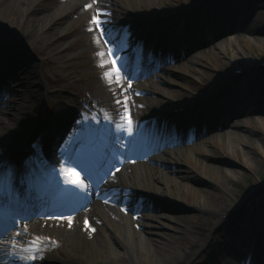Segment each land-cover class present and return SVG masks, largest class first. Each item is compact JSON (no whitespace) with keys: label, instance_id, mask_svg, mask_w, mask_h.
I'll return each mask as SVG.
<instances>
[{"label":"bare ground","instance_id":"1","mask_svg":"<svg viewBox=\"0 0 264 264\" xmlns=\"http://www.w3.org/2000/svg\"><path fill=\"white\" fill-rule=\"evenodd\" d=\"M11 1L0 0V75L4 76L0 77V80L6 79V83L2 82L0 87V98L7 96L9 103L6 106L0 104V161L10 169L6 175L0 174V212L3 213V217H0V233L8 225V217H14L20 212L25 202L30 201V208L38 202L51 200L47 194L61 193L60 187L63 189L68 185L73 188L74 199L61 206L70 214L60 218L55 225L53 222L43 224L38 220L27 219L37 233L43 232L42 238L38 239L39 245L37 241L5 244L1 240L10 237L12 229L6 231L0 240V264H146L150 255H153L154 261L147 264H194L197 257L207 256L203 245L193 244V247L177 256L174 261L169 260V255L163 254L165 247L161 244L165 245L171 240L180 242L181 238L171 231L168 232L171 228L163 221V217L159 214H144L147 221L142 222L141 216L134 215V211L128 208L130 205L121 206L119 201L115 204L112 200L111 203L107 196L116 192V189L130 191L138 197L147 193L149 202L160 199L162 204L167 203L169 210H174L183 199L177 184L169 180V175L183 171L181 165L184 161V148H180L179 144L188 140L195 129L196 135H211L203 138L206 144L229 134H233L238 140L251 143L243 127L240 131L229 132L224 129L219 133L221 124L216 121L217 115L222 118L218 112L232 115L235 109L240 110L241 103L253 99L262 100L258 96V90L263 87L262 81L257 74H253L256 71L254 69L261 63L240 49L231 54L227 41H220L229 31L254 30L251 23L253 19L246 17V6L239 10L245 17L241 16L231 28L224 30L220 27L215 32L217 36L213 44H218V41L223 43V48L219 49L222 54L228 55L227 65L242 66L246 61V65L241 69H249L252 75L235 92L229 87L222 93L225 100L233 102L234 106L229 105L230 108H226L224 105L214 112L204 111L202 108L209 106L221 95L217 97V94L223 91V86L214 87L218 77H225V81L233 79V73L225 76L224 69L210 65L208 70L201 71L200 76L204 84H194L193 89L197 93L194 94L185 89H173L177 85L176 80L163 76L164 73L175 71L176 66L165 65L159 74L139 82L129 81L128 73L120 69V81L117 83L113 76L112 83H109L103 73L111 68L112 64H100L101 59H109L110 47L114 49L113 59L117 61L116 66L124 59H128L136 67L148 66V63L153 61L175 63L179 50L183 47L185 50L182 45L184 39L188 48L185 53L181 52L182 57L192 54L199 44L206 42L199 38L203 29L198 30V36H189L193 29H189L190 26L181 29L182 23H178V19L198 13V9H183L178 8L176 4H168L166 12L159 9L158 14L150 17L147 11L154 9L157 0H142L140 7L132 0L130 8L121 7V10L114 8L118 5V0H56V7L50 11L43 10L27 16L22 31L15 35L25 16L22 10L16 7L12 9L13 13L7 10L14 7ZM251 5L256 9L259 6L257 0H252ZM98 10L102 15L98 14ZM12 15H15L14 18ZM119 15L122 16L121 20ZM94 16L104 21L100 27L93 21ZM61 19H66L69 23L75 20L81 22L71 33L83 30L86 34V42L83 43L88 44L89 49L81 55H76V60L80 61L82 66L91 62L101 65L100 74L104 76L103 84L95 92L98 97L84 99L78 94L77 98H72L76 106L71 105L68 98H60V90L55 89L53 85L58 81L60 84L67 82L65 86H69L79 73V70H73L72 65L67 62L69 54L58 52L60 49H71L70 45L65 44L66 39L60 34L61 31H58L57 26ZM215 24L216 22L214 26ZM101 28L106 35L101 34ZM113 30L117 31L116 35ZM49 35L53 37L52 40ZM7 37L22 44L31 42L30 49L37 50L39 55L43 56V61H48V58L41 48L49 47L48 53L55 52L59 61H65V64L60 66V75L56 78L49 72L48 83H44L39 78L38 71L34 70L33 52L24 48H11ZM42 37L47 41L42 40ZM138 37L142 41L141 47L132 50ZM105 40L108 42L105 43ZM260 42L264 44V41ZM249 47L252 48V44L249 43ZM116 48L120 51H115ZM101 50L104 52L103 57L97 55ZM198 60L194 59L193 63ZM208 88H212L211 91L202 94ZM159 94L163 98L157 97ZM15 99L20 104H15ZM51 99H56L54 106L45 107ZM138 100H143L145 104L138 105ZM207 101L212 102L206 103ZM96 105L100 110H97ZM181 107L186 109V112L177 113L176 110ZM144 109L147 111V119L142 123ZM227 109L229 111H226ZM259 114V120L264 122V110ZM109 117L112 119L109 120ZM121 117L124 122L120 121L123 131L119 137L121 148H117L120 149L117 159L107 151L106 141L109 143L111 139L112 124L121 120ZM206 120L210 122L208 127L205 125ZM127 121H131V124ZM84 123L90 127L87 133L82 129ZM43 124H46L47 129L40 132ZM100 125L101 128H106L105 133L98 129ZM214 131L216 132L213 133ZM95 132L104 135V140L95 137ZM92 146L98 147L96 152L91 150ZM163 146L166 147L161 150ZM204 150L210 155L207 148ZM27 155L37 161L38 171L48 176L47 185L40 186L36 193H29L15 186L16 178L25 177L27 180L28 173L21 165V159ZM109 159L111 162L114 159L110 167L106 165ZM123 165L126 170L116 172L120 175L119 181L104 180L103 177L108 172ZM201 165L198 168L207 176L216 173L215 164L203 161ZM214 180L219 181V177ZM72 181H83L87 186V193L78 183ZM218 181L216 188L221 187ZM230 193L235 194L233 191ZM162 204L153 208L159 209ZM85 206H88V209H84ZM195 207L222 217L232 213V203L227 197H222V201L215 206L201 200ZM183 219V216L177 215L174 223L180 226ZM205 225L196 222L192 232L199 238H205L209 232ZM39 248L43 251L38 255ZM105 248L110 249L107 258L104 256ZM34 256L38 258L33 260ZM259 264H263L261 257Z\"/></svg>","mask_w":264,"mask_h":264},{"label":"rangeland","instance_id":"2","mask_svg":"<svg viewBox=\"0 0 264 264\" xmlns=\"http://www.w3.org/2000/svg\"><path fill=\"white\" fill-rule=\"evenodd\" d=\"M251 1L252 0H214L209 4H202V0H171V2L169 0H157V3L154 5L155 7L152 6L154 9L147 11L150 17L158 14L157 11L159 9H161L160 11L166 12L167 10L165 9H168V4H176V6H179L178 8L183 9L190 8L194 5H201L198 13L188 18H183V20L178 19V23H182L181 29L190 26L188 28L193 29V32L189 36L192 37L198 36V30L202 28L203 32L200 34L199 38L203 39V42H206L199 44L198 48L192 52V54L182 57L181 52L185 53L184 51L188 48V45L185 43L186 39H184L182 45L185 46V50L184 47H180L181 51L179 50L175 63L164 64L153 61L152 63H148V66L136 67L133 66L130 61L124 59L123 62L117 64V67L124 70L125 73H128L129 81L139 82L159 74L161 68L165 65L168 67L176 66L177 69L175 71L169 74L164 73L163 76H168L176 80L177 85L173 87V89H185L186 91L197 94L193 89V85L202 86L204 84L203 80H201L202 77L200 73L203 70H208L210 65L219 69H224L225 76L235 72L237 68L246 65V61L242 63V66L241 64L236 67L227 65L229 57L228 55L222 54L219 49L220 47L223 48V43L218 41V44H213L216 42L217 33L215 32L218 31L220 27L224 28V30L231 28L241 16L245 17L244 14H241L239 11L242 6H246V12H248L246 17L253 19L251 23H253L252 28L254 30L245 32L229 31L220 41H227V44L231 48V54L236 53L237 49H240L251 54L258 63H264V44L260 42L264 41V0H257L259 5L257 9L255 6L253 7V5H251ZM11 2L14 4V7L11 8V10L7 8V10L13 13L12 9L18 8L22 10L25 16V19L19 24V30L15 31V35L22 31L27 16L34 12H42L43 10L50 11L52 8L56 7V0H12ZM118 2V5L114 7L116 10H121V7L130 8L133 4L132 0H118ZM134 2L137 7H140L142 0H134ZM14 16L15 15H12L13 18ZM121 17L122 16L119 15V20H121ZM215 22L216 24L214 26ZM80 23L79 20L69 23L68 20L61 19L57 26L59 28L58 31H61L60 34L66 39L65 44L70 45L71 48L69 51L60 49L58 52L69 54L67 62L72 65L73 70H79V73L76 77L74 76L75 79H72L69 86H65L67 82L60 84L58 81L53 83V85L55 89L60 90V98H68L70 104L73 106H76V103L72 101V98H77L78 94L84 99L98 97L95 92H97V88L103 84L102 80L104 78V76L100 74L101 65L91 62L88 65L82 66L80 61L76 60V55H81L84 51L89 49L87 47L88 44L83 43L86 42V34H84L83 30L71 33L75 29V26ZM113 33L116 35L117 31L113 30ZM60 34L58 37H60ZM48 37L50 40L53 39L50 35ZM58 37L54 38L58 39ZM7 38L11 48L31 50V42L22 44L10 37ZM41 39L47 41L45 37ZM137 39H139V37ZM141 42V40H137V44L132 50H138V47L141 46ZM249 43L252 44V48L249 47ZM41 50L46 54L48 61H43V56H40L37 50H31V52H33V67L34 70L38 71L39 78L44 83H48L49 72L52 76L57 78L60 75V66L65 64V61H59L55 52L48 53L49 47L47 46H44ZM208 51H212L213 53H208ZM197 58L199 60L193 63V60ZM258 69L259 68L255 69L256 71L253 72V74H257L262 81L263 87L258 90L259 95L257 94L262 100L253 99L252 101L241 103L240 110L235 109L232 115L218 112L219 115L221 114L222 118L217 115L218 119L216 120L219 125L221 124L219 133H222L224 129H227L229 132H236L240 131L239 129L243 127L247 138L251 140L250 144L236 139L233 134H229L227 137H220L218 140L207 142L206 144L203 138L211 135H196V129L188 140L179 144L180 148H184L182 152L184 161L181 165L183 171L181 173L169 175L171 176L169 180L177 184V189L182 195L183 200L180 205L173 208L174 210H169L167 203L162 204V200L160 199H154V201L149 202L146 198L149 194L143 193L142 196L138 197L135 193L130 191L126 192L127 190L124 189H116V192L107 196L111 203L113 201L116 204L119 201L121 206L130 205L128 208L134 211V215L141 216L140 220L142 222L147 221L143 216L144 214H159L163 217V221L171 228V230L169 229V231H167H171L176 237L181 238L180 242L171 240L169 243H165V245L161 244L162 247H165L163 248V254L169 255V260L174 261L177 256H180L193 247V244H200L206 249L207 256L197 257L194 264H205L206 262H209V264H258V259L260 257L264 264V122L259 120V112L264 110V68H261V71ZM251 75L246 74L245 77L235 78L232 81L233 85L231 86V90L234 89L233 92H235L243 82L251 77ZM0 77L4 76L0 75ZM224 79L225 77H218L214 82V87H221L223 81H225ZM2 82L6 83V79L5 81L2 79L0 80V87ZM211 89L212 88H208L202 94L210 92ZM222 93H224V91L220 93L221 95L219 94L220 96L218 95L219 97L217 96L218 98L211 103V106L205 105L202 109L204 111L215 112L224 107V105L226 108H228L229 105L234 106L233 102L229 103L225 100L224 94ZM157 97L163 98L160 94L157 95ZM7 99L8 97L3 95L0 98V104L3 106L9 105ZM54 100L56 99L49 100L45 107L54 106ZM14 103L20 104L16 99ZM137 104L144 105L145 103L143 100H138ZM212 104H214V106ZM11 105L13 106L14 104L12 103ZM97 110H100V107L97 108ZM226 111L229 110L227 109ZM146 114L147 111L144 109L142 114L144 117L141 119L142 123L147 119ZM262 117H264V115ZM120 121L121 120L112 124L111 136L117 138V140L114 141L111 137L109 141L114 144L115 147L108 144L110 150L113 147L112 152L114 154L120 151V149L117 150V148H121V140L119 137L123 128ZM209 124L210 122L206 120V127H208ZM40 128V132L47 129L46 124H43ZM215 132L216 131L213 133ZM165 147L166 146L161 147V150ZM204 148L209 150L210 155L208 152H205ZM209 156L213 158L211 159ZM198 161L200 162L198 163ZM203 161L215 164L217 166L216 173H211V176L204 174L198 168L199 165L202 166L201 162ZM121 169L126 170V166H122ZM230 171H233L235 174H232ZM181 175H186L187 177H182ZM108 176L109 177H106L105 180L109 182H117L120 179L119 174L112 173ZM216 177H219V181H217L221 185L220 188H216L215 184L217 181L214 180ZM231 191L235 192V194H231ZM222 197H227L232 203V213L229 216L226 215L222 217L219 214L210 211H202L195 207V204L199 203L201 200L207 201L212 206H215L219 201H222ZM158 204H162L159 209L158 207L153 208ZM130 209L126 210L130 211ZM177 215L184 217L183 224L180 226L174 223V219ZM196 222L201 224L205 223V226L209 229L208 235L203 239L197 237L192 232V230H194L193 225ZM109 254L110 249L105 248L104 256L107 258ZM148 258L149 261L147 263L154 261L153 255H150Z\"/></svg>","mask_w":264,"mask_h":264},{"label":"snow or ice","instance_id":"3","mask_svg":"<svg viewBox=\"0 0 264 264\" xmlns=\"http://www.w3.org/2000/svg\"><path fill=\"white\" fill-rule=\"evenodd\" d=\"M98 14H101V15H102V13H99V10H98ZM93 21H95V22L97 23V26H98V27H100V25L104 23L103 20H99V19H98L97 17H95V16L93 17ZM101 34H102V35H106V34L104 33V31H103L102 28H101ZM107 42H108V41L105 40V43H107ZM114 43H115V39H114ZM113 51H114L113 47H110V48L108 49V57H109V59H108V60L101 59V60H100V64H101V65H104V64H107V63H111V64H112V67L109 68L107 71H105V72L103 73V75L108 79V82H109V83H112V81H113V76H114L116 82L118 83V82L120 81V68L116 66V63H117L116 59H113ZM115 51L119 52L120 49H119V48H116ZM97 55L100 56V57H103V56H104V52H103V50L99 51V52L97 53ZM117 58H118V57H117ZM117 103H119V101H117ZM111 119H112V118L109 117V120H111ZM121 121H122V123L124 122V118H123V117H121ZM127 123H128V124H131V121H127ZM128 130H129V132H131V128H129ZM8 171H10V169H8L7 166L4 165L2 161H0V174L6 175V174L8 173ZM77 175H78V174H77ZM72 183H78L79 187H80L83 191H85V193H87V190H88V189H87V186L84 184L83 181H72ZM36 243L39 245V244H40V241L37 240ZM42 251H43V249H42V248H39V249H38V255H39L40 253H42ZM37 258H38V256H34V257H33V260H35V259H37Z\"/></svg>","mask_w":264,"mask_h":264}]
</instances>
